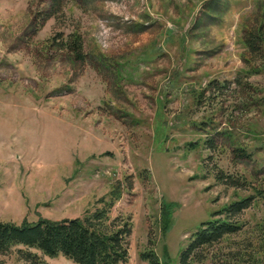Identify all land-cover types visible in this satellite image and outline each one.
Segmentation results:
<instances>
[{
    "label": "rangeland",
    "instance_id": "obj_1",
    "mask_svg": "<svg viewBox=\"0 0 264 264\" xmlns=\"http://www.w3.org/2000/svg\"><path fill=\"white\" fill-rule=\"evenodd\" d=\"M261 18L264 0H0V220L83 216L119 184L108 214L130 221L125 264H149V247L178 264L212 210L264 188V67L251 88L234 82L243 29ZM75 35L79 57L65 45ZM238 144L250 158L233 156ZM211 166L248 186L217 182ZM263 212L255 201L241 218ZM18 247L0 264H30Z\"/></svg>",
    "mask_w": 264,
    "mask_h": 264
},
{
    "label": "trees",
    "instance_id": "obj_2",
    "mask_svg": "<svg viewBox=\"0 0 264 264\" xmlns=\"http://www.w3.org/2000/svg\"><path fill=\"white\" fill-rule=\"evenodd\" d=\"M60 1L55 0V4L58 5ZM242 42L246 53L243 56V68L239 72L243 75L237 74L234 82L244 89V86L251 88L248 77L264 67V18L244 27ZM65 45L72 48L77 57L81 56V40L78 36L71 37ZM208 86L219 90L228 87V84L212 79ZM248 92L250 95V91ZM189 144L196 147L194 142ZM202 146L211 151L217 149L212 136L204 138ZM231 150L237 158L251 157L250 152L239 144L233 145ZM209 156L210 153L206 160ZM211 171L216 181L225 186H248L249 181L241 174L226 172L213 166ZM120 194V185L113 186L106 195L98 199L101 205L85 212L83 216L39 218L36 221L25 217L20 222L0 220V253L23 245L24 248H17V253L30 264H48L36 250L50 257L62 253L77 264H125L129 256L130 221L123 218L115 222L110 220L108 214ZM255 201H260L264 208V188L255 187L254 192L233 198L212 210L210 216L201 221L192 232V237L180 252L178 264H263L264 212L252 223L241 218ZM169 205L165 203L161 206L160 229L163 233L172 213V206ZM232 235L239 237L231 238ZM222 241H225L224 247L213 248ZM140 254L149 264H164L152 247Z\"/></svg>",
    "mask_w": 264,
    "mask_h": 264
}]
</instances>
